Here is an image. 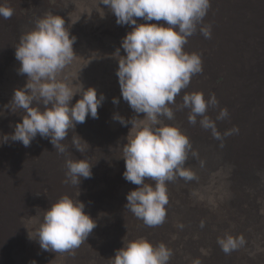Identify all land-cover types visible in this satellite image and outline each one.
Instances as JSON below:
<instances>
[{
    "label": "bare ground",
    "instance_id": "obj_1",
    "mask_svg": "<svg viewBox=\"0 0 264 264\" xmlns=\"http://www.w3.org/2000/svg\"><path fill=\"white\" fill-rule=\"evenodd\" d=\"M210 4L203 23L188 38L183 49L189 54L201 55L203 73L194 75L189 86L175 97V103L170 105L174 119L164 120L166 125L179 128L188 138L187 132L190 130L201 134V138H189L192 152L196 155L190 152L185 163V167L191 169L197 178L192 181L180 178L167 183L169 204L166 205L165 222L160 226L148 227L125 210L126 195L136 186L127 182L122 175L125 167L121 146L126 142L124 138L131 125L124 127L108 118L112 120L116 113L124 117L126 110L131 119L135 113L126 107L127 103L121 106L119 103L110 106L116 111L109 117L98 113V120L90 118L95 126L94 134L98 136L87 141L91 135L89 130L88 138H85L87 132L81 136L91 144L84 152L76 150L74 136L70 134L62 142L67 148L63 154H59L47 142L50 145L45 147L51 148L43 152L49 163L34 166L29 161L31 172L26 174L22 186L16 180L24 173L20 169L25 166L21 165L20 159L21 163L15 159L17 156L14 158V153L4 165L5 171L0 169V264H33V261L35 264H110L108 259L114 256L115 250L123 247L124 237L125 243L138 238H145L153 245L164 243L173 251L169 264H192L197 258L201 264H230L231 254L236 256L239 264L242 261L244 264H264V214L261 212L264 209V0H210ZM139 21L144 23L142 19ZM209 25L212 35L207 39L200 28ZM88 30L97 38L104 34L103 41L110 40L107 39L109 33L105 32L106 26L98 22L95 25L91 23ZM126 31H131V28ZM118 40L117 37L112 39L114 43ZM101 50L103 52L99 51V54L103 55L104 46H101ZM215 74H222L224 86L217 88L211 85L209 79ZM193 92H202L205 100L215 95L218 106L209 107L206 115L215 122L222 139L214 138L211 130L201 127L200 117L195 125L189 123V109L180 106L183 95ZM113 97L121 98V93ZM224 108L228 110V116L217 119ZM140 118H143V114ZM105 121L114 123L110 132L103 125ZM225 125L229 132L234 127L239 131L232 132L225 139L222 133ZM0 142H3L2 135ZM32 142L28 147L31 155L34 152ZM1 146L2 150L10 152L9 142ZM38 146L41 148V145ZM3 152L0 157L6 161L8 159ZM89 157H93L95 175L92 174L90 179L82 178L91 189L90 194H82L81 186L62 183L61 176L64 179L67 159L88 161ZM43 170L47 172L44 174ZM42 179L48 180L45 183L52 191L51 197H48L46 189L36 186ZM146 183L154 184L151 180ZM64 195L83 202L85 212L97 222V227L87 241L75 250L74 255L45 252L35 240L30 241L26 229L29 232L35 230V225L30 223V216L35 214L22 215L24 211L28 213L25 210L26 202L23 208L18 206L28 197V202L35 207L43 199L52 205ZM238 202L256 206L258 216L241 210L243 206L236 208ZM37 218L41 217L37 215ZM258 227L262 228L258 239L244 237L245 232ZM22 230L23 236H20ZM225 234L243 236L245 244L225 254L217 244V238Z\"/></svg>",
    "mask_w": 264,
    "mask_h": 264
},
{
    "label": "clouds",
    "instance_id": "obj_2",
    "mask_svg": "<svg viewBox=\"0 0 264 264\" xmlns=\"http://www.w3.org/2000/svg\"><path fill=\"white\" fill-rule=\"evenodd\" d=\"M101 5L115 16L117 25L131 28L122 38L120 47L111 54L118 63L115 75L121 98L135 113L131 119L119 114L112 117L124 127L131 125L124 138L126 142L121 146L125 164L122 175L138 187L126 195L124 207L146 226H160L165 222L169 204L167 183L180 178L185 181L197 178L185 167L189 153L196 155L189 138L179 128L166 125L164 120L174 119L170 105L175 103V97L189 86L194 75L203 73L201 55L189 54L183 49L203 23L211 7L210 0H96L95 11L103 19L106 12ZM93 10L81 8L80 15L68 21L73 26L82 16L90 19ZM13 14L11 7L0 5V17L10 19ZM139 19L144 23H138ZM70 30L65 18L49 11L35 21L31 31L20 37L14 48L15 59L20 64L18 74L26 75L27 81L23 88L14 90L5 108L11 113L23 110L25 115L12 134L2 135L0 145L12 141L29 147L39 135L63 154L67 148L62 142L69 132L75 131L76 126L89 117L99 118L98 109L106 99L104 94L98 96L96 88L84 87L80 80L82 71H66L78 58L73 48L77 38ZM200 32L205 38H211L210 25L201 27ZM75 97L79 99L73 104ZM182 99L180 107L189 109V123L195 125L200 117L201 127L211 130L214 138L222 139L215 122L206 115L209 107L218 106L215 95L205 100L202 92H193L184 94ZM112 103L118 105L120 99L113 98ZM227 116L228 110L224 108L217 119ZM238 131L234 127L225 135ZM73 145L78 152H84L89 144L76 134ZM65 168L64 183L71 186L79 187L82 178H92L93 166L86 160L69 158ZM147 180L154 184L146 183ZM261 212L264 214V209ZM30 223L35 225V230L26 229L27 238L35 240L42 251L72 255L97 227V222L85 212V204L68 195L44 210L42 218L30 216ZM122 243L123 247L108 259L110 264H169L173 255L172 249L164 243L153 245L145 238L125 243L124 237ZM217 244L225 254H230L242 247L245 240L243 236L225 234L217 238ZM192 264H201V260L194 259Z\"/></svg>",
    "mask_w": 264,
    "mask_h": 264
},
{
    "label": "rangeland",
    "instance_id": "obj_3",
    "mask_svg": "<svg viewBox=\"0 0 264 264\" xmlns=\"http://www.w3.org/2000/svg\"><path fill=\"white\" fill-rule=\"evenodd\" d=\"M0 5L11 7L14 10V14L10 19H4L0 17V86H1L0 87V112L3 111L1 114L4 113L3 116L0 114V117H2L0 118L1 119L0 135L12 134L14 132L15 125L21 122V118H23L25 115V112L23 110L17 109L15 110L14 113H11L9 109L5 108V105L9 104V101H11L14 90L23 88L27 81L26 75L18 74V69L20 67V64L15 59V49L14 48L18 45L20 41V37L24 33H27L34 28L35 21L38 18L43 17L49 11H51L54 15H60L63 18H65L67 27L69 29L71 28L70 30L71 35H74L77 38L76 43L73 45V48L78 58L73 63V65H71L66 71L75 72V73H80L82 71L80 74V80L83 83L84 87L85 88L87 87L96 88L98 96L101 93L104 94L106 99L103 102V105L98 109V113H102L104 117L105 116L109 117V114H111L113 111H116L112 109L110 106L112 107L115 106L112 103V100L114 98L113 96L116 95L118 92H120L118 78L115 75L116 70L118 68V63L115 59L111 58V54L114 53L115 50L120 47L121 40L126 35L127 33L126 30L130 28L129 26L117 25L115 16L112 15L111 13H107V9L103 5H101L100 7L105 9L106 16L105 18L101 19L95 11L96 0H0ZM81 8L94 9L92 12V16L90 19L87 16H82L81 20L72 26L71 22L69 21L72 19H75L76 16L80 15L79 9ZM35 15H37L36 19L31 20L35 18L34 17ZM96 22H98L100 25L106 26L105 32L109 33L110 37L108 36L107 38V39L110 38L109 41H103L104 37L102 36L104 34L102 36L99 35L100 37L97 38V36L94 33H92V31L88 30L89 25L91 23L95 25ZM138 23H142V22L139 21ZM114 37H117V39H119L116 43L112 41ZM101 46H104L103 55L102 53L99 54V51L103 52V50H101ZM96 53H98L97 57H99V59H97ZM124 54L125 53L123 52V49H121V55H124ZM209 80H210V83H212L211 85L217 88L221 87L222 85L223 86L225 85V79L222 76V74H215ZM76 82L78 83V81ZM77 99H79V97H75L72 103L74 104ZM119 99L121 101L120 105L118 104L119 106L123 104L126 105L127 102L123 101L122 98H119ZM7 107L11 108V105H8ZM126 107L131 112H133L129 106H126ZM116 114H119L120 116H122V114L120 113H116ZM123 115L125 119L130 118L129 114L126 113V110L123 112ZM95 120H98V119H95ZM108 120L116 123L113 119L111 120L108 118ZM106 121L103 123V125L110 132L111 128L114 126V123H111V122L107 123ZM94 127L95 126L90 122V117H89L86 119L85 123L78 124L76 126L75 131H70L69 134L70 136L73 135L74 137H76V134H77L81 137L85 132H87L85 138H88V130H89L91 133L89 139H87V141H89L98 136L97 134H94V131H95ZM224 127L225 128H223V130L225 132H223L222 130L223 137L224 138L226 137L225 139H228L227 136L229 135H225V133H228L229 129L226 125ZM92 128H94L93 131H92ZM193 132L192 130H190V132L189 131L187 132V135H189V138L191 136L192 138L194 137L201 138V134H197L198 132L196 133L195 131ZM47 142H50V141L48 139H43L39 135H37V137L32 142V147L34 148V152L32 155L28 147H24L22 143L20 142L9 141V145H10L9 153L8 151L2 150L3 148L0 145V153L4 151L3 154L6 156V159H8L4 161V159L0 157V169H3L4 165L5 166L7 165L6 163L9 162V159L12 157V154L14 153L15 154L14 158L17 156L15 159L19 163L22 162L21 165L24 164L25 166V168L20 169L24 173L21 176H19L18 179L16 180L19 182V185L22 186L23 185L22 182H25L26 174H29V172H31V169L28 166L29 161H30V164H33L34 166L49 163L45 157V153L43 152L51 148V147H47V148L45 147L47 145ZM38 145H41V148ZM89 145L91 146V144ZM92 158L93 157H89L88 159V162L90 163L91 166L93 165ZM19 159L21 162L19 161ZM123 167H125V164H123ZM247 168L251 169L252 166H247ZM43 172L45 174L47 171L43 170ZM94 173H95V170L94 168H92V174L95 175ZM65 179H66V176H64V179L61 176L62 183L65 181ZM46 181L48 180L42 179L38 181L39 183L36 186L40 185L43 189H46L48 197H51L52 191L51 189H49L50 188L49 185L45 183ZM84 182H85V185H84ZM3 183L5 184L4 181ZM80 186L82 187V190H81L82 194L91 193V189L88 188V186L86 185V181L83 180ZM135 188L136 186L134 187V189ZM28 198H26L24 202L22 201L20 204L18 203L19 208H23L22 205H24L26 202L25 210H28V213L27 211L26 212L24 211L22 215L29 216V215L35 214L42 218L44 214V210L51 207V204L48 202L47 199H43L38 204V207H35L33 206L34 204L32 202H28ZM239 204L240 202H238V206L236 208L239 209L243 206L241 210L249 212V213L250 212L255 213V216L256 215L258 216V211H257L258 208L256 206L252 204L250 205H247V204L239 205ZM98 206L99 205H97V207ZM189 208L190 210H192L191 207ZM226 224H227L226 226L229 227V224L228 223ZM208 227L210 228L209 225ZM256 229H253V231L249 230L245 232L244 237H247L248 239H258L260 237V232H262L261 231L262 228L258 227ZM19 235L23 236V230L19 233ZM231 258L232 259L230 261V264H239L235 255L231 254ZM242 264H244L243 261H242Z\"/></svg>",
    "mask_w": 264,
    "mask_h": 264
}]
</instances>
